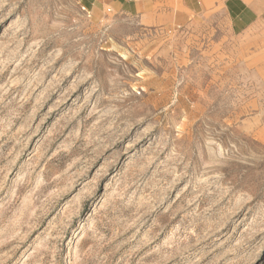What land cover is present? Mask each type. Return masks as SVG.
<instances>
[{
  "label": "rangeland",
  "instance_id": "obj_1",
  "mask_svg": "<svg viewBox=\"0 0 264 264\" xmlns=\"http://www.w3.org/2000/svg\"><path fill=\"white\" fill-rule=\"evenodd\" d=\"M114 1L0 0V264H264V0Z\"/></svg>",
  "mask_w": 264,
  "mask_h": 264
},
{
  "label": "crops",
  "instance_id": "obj_2",
  "mask_svg": "<svg viewBox=\"0 0 264 264\" xmlns=\"http://www.w3.org/2000/svg\"><path fill=\"white\" fill-rule=\"evenodd\" d=\"M115 2L114 0H96L98 3L102 2ZM142 5L140 3L135 2L134 3V9L137 11L138 7ZM222 10H224V13L228 17L230 21L231 28L239 32L246 28L254 19L252 8L249 6V3L246 0H225L224 4L222 6ZM153 10H150L149 12H146L145 15H143V21L144 23H155L161 21L164 16L161 14H157L152 12Z\"/></svg>",
  "mask_w": 264,
  "mask_h": 264
}]
</instances>
